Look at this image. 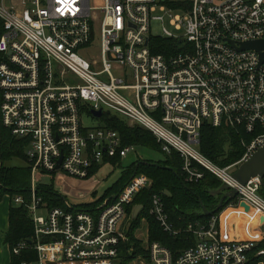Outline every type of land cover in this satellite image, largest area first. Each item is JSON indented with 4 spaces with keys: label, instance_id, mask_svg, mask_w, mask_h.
Masks as SVG:
<instances>
[{
    "label": "built area",
    "instance_id": "obj_1",
    "mask_svg": "<svg viewBox=\"0 0 264 264\" xmlns=\"http://www.w3.org/2000/svg\"><path fill=\"white\" fill-rule=\"evenodd\" d=\"M98 1L100 6L92 0H0V126L29 141L30 201H13L32 221V264H122L124 252L132 251L125 249L126 208L150 186L148 177L134 175L117 196L89 211L67 199L62 208H50L37 193L47 180L61 186L68 179L90 181L92 166L104 157L122 160L133 150L101 122L85 127L83 119H95L91 112L146 129L163 152L179 154L188 181L212 174L237 190V204L264 220V176L243 186L231 176L233 167L264 146V59L236 48L264 40V0ZM165 16L181 31L162 27L161 38L178 40L168 56L153 54L149 45L158 38L152 22L164 25ZM204 123L249 137L242 139L240 161L220 168L195 149ZM149 213L163 232L181 233L159 195L151 197ZM217 223L213 215L188 224L183 232L195 243L175 257L152 242L146 257L127 264H247L252 257L264 264V247L256 249L264 234L259 240H225Z\"/></svg>",
    "mask_w": 264,
    "mask_h": 264
},
{
    "label": "trees",
    "instance_id": "obj_2",
    "mask_svg": "<svg viewBox=\"0 0 264 264\" xmlns=\"http://www.w3.org/2000/svg\"><path fill=\"white\" fill-rule=\"evenodd\" d=\"M170 6L176 8L175 5ZM2 32V22L0 21V37ZM149 45L153 54L168 56L175 53L176 48H178V40L161 37L152 38L149 39ZM101 123L104 124V127L118 134L122 147H145L157 150L165 156L164 161L137 160L132 163L126 170L122 171L119 181L105 191L98 201L100 204L107 198L117 196L133 175H144L152 181L151 187L137 194L135 200L126 208L127 218L130 219L126 234L133 244L132 246H125V249H132V253L129 255L126 254V251L124 252L122 264H127L132 257L137 255L147 256V251L142 247L141 241L134 237V231L141 226L143 221L146 222L148 229V243H160L169 249L175 257L179 252L195 243L192 235L183 232L188 224L207 222L210 216H217L224 206L237 204L235 198L224 203L218 211L212 213L223 195V193L215 196L211 194L221 187L222 182L219 179L205 171L202 179L190 182L182 172V159L179 154L176 151H171L169 154L163 152L161 145L146 129L128 125L125 120L109 114L103 115ZM242 139L246 141L249 137L245 134L237 135L225 126L215 128L204 123L200 130L198 151L208 161L220 168H225L237 163L243 157L245 148L242 145ZM28 144L27 139L16 138L10 134L9 130L0 126V195L9 194L10 199L22 196L27 203L30 201L29 187L21 189V186L30 183V170L24 153ZM11 159L20 160L24 165L5 167V161ZM121 161L119 156L104 157L103 159L105 164H110L113 167L120 166ZM100 166L96 164L92 166L89 173L90 177L95 174ZM37 193L48 207H63L65 198L57 194L53 188H44L43 185H39ZM155 194L161 197L169 222L175 229L181 231L179 235L171 236L163 232L155 219L149 215L150 199ZM260 194L264 199V187ZM199 201L211 213L210 216H205L202 213ZM97 205L95 204L91 208ZM138 205L142 206V210L134 220H131L132 209ZM86 208L89 206L84 207V210H91ZM7 215V231L4 233L3 243L9 250L10 264L34 263L37 260V255L32 245L28 244L31 243L33 237V226L31 219L27 216V209L23 205H12L10 202ZM23 242L27 243L25 248L20 250L17 255L11 253L13 248ZM263 247L264 241L259 243L256 249ZM257 263L258 258L252 257L247 264Z\"/></svg>",
    "mask_w": 264,
    "mask_h": 264
},
{
    "label": "rangeland",
    "instance_id": "obj_3",
    "mask_svg": "<svg viewBox=\"0 0 264 264\" xmlns=\"http://www.w3.org/2000/svg\"><path fill=\"white\" fill-rule=\"evenodd\" d=\"M92 1H93L92 3L94 6H100V3L98 0H92ZM157 14L163 15L164 13L158 12ZM175 14H181V13L175 12ZM168 21H169V18L166 16H165L164 25H162L160 21H153L151 24L152 35L154 37L163 36V32H162L163 26H165L173 34H176V35L181 34V31H178L174 27L170 26ZM94 55H95V52H94ZM100 122H101L100 120L98 122L97 120L90 119V118L83 119V125L87 128L96 127ZM128 125H131V124L128 123ZM131 126H133V124ZM195 149L198 150V146H196ZM25 150L26 149H24V153H25ZM164 159H165V156L159 151L138 146V147H133V150L124 159H122L120 166L113 167L110 164H105L102 160L100 163L96 164V165H101V166L99 169H97V171L91 178V179H95L99 181V184L95 186L92 193H89L88 195L84 197L75 198V197L66 195L65 193L63 195V189H61V185L58 181L52 184L51 181L47 180V181L41 182V185H43L44 188L45 187L53 188L57 192V194L67 199L69 204L72 207H83V206L88 207L89 206V208H91L95 204L96 205L99 204L98 201H100V198L104 194V192L110 189L111 187H113V185L117 181H119L122 171L126 170V168L129 167L132 163L136 162L137 160H140V161L149 160L153 162H158V161H164ZM20 165H24V163L17 159H11L9 161H5L4 163L5 167H13V166H20ZM27 166H28V162H27ZM236 168L237 166L233 167L232 168L233 170H231V172H233ZM151 185H152V181H150V186H148L146 190H148L151 187ZM28 187H30V183H28L25 186L24 185L21 186V189H26ZM10 202L12 205H15L13 198L10 199L9 194L0 195V264H10V257L8 253L9 250L7 249V246L3 243V236H4V233L7 231V216H8L7 214H8V208H9ZM141 210L142 208L139 210V213ZM38 215L45 216V212L39 211ZM27 216L29 218V215ZM217 216H218L217 226L221 230L222 238L225 240H231V241H242V240H247V239L256 240L257 237H255L254 235L248 234L250 232L249 230L250 224L260 227L261 230L264 232L263 218L256 211L247 209L244 204L243 205L241 204L227 205L226 207L224 206L222 210L217 214ZM129 222H130V219L128 217L125 223V227H124L126 233H127V226ZM227 224H228V228H226ZM120 226L121 224H119L118 227ZM147 230L148 229H147L146 222L143 221L141 223V226L136 231H134V237L138 239L139 241H141L142 247L145 248V250H146V246L149 244ZM227 230H228V233H225ZM125 244L126 246L127 245L132 246L133 242L130 241V237H128V241L125 242ZM11 253H13L12 250H11ZM131 253L132 252H130V254ZM140 258H143V256L137 255L135 257H132L130 261L138 262Z\"/></svg>",
    "mask_w": 264,
    "mask_h": 264
},
{
    "label": "water",
    "instance_id": "obj_4",
    "mask_svg": "<svg viewBox=\"0 0 264 264\" xmlns=\"http://www.w3.org/2000/svg\"><path fill=\"white\" fill-rule=\"evenodd\" d=\"M232 46L234 45L232 44ZM236 48L241 51L242 50L255 51L259 53L261 62L264 59V40L241 43L239 47H236ZM91 115L93 118L99 119L101 118L102 113L101 111L91 112ZM61 159L62 157H60V159L58 160L57 169L59 168ZM151 164L154 166L156 165L155 163H151ZM231 176L233 180H235L241 186L245 185L246 182L250 180L251 178H254V177L262 178L264 176V146L257 149L255 152H253L250 155V157L247 160L239 164L237 168L232 172ZM220 193H223V195L220 197L219 202L215 210L212 213L218 211L223 206L224 203L232 201L238 195V192L236 189H231L226 184H222L218 190H216L215 192H212L211 194L215 196ZM199 203L201 205L202 213L205 216H210L211 213L205 209L201 201H199ZM141 208H142L141 205L134 207L132 214H131V220H134L137 217V214L139 213V210Z\"/></svg>",
    "mask_w": 264,
    "mask_h": 264
},
{
    "label": "crops",
    "instance_id": "obj_5",
    "mask_svg": "<svg viewBox=\"0 0 264 264\" xmlns=\"http://www.w3.org/2000/svg\"><path fill=\"white\" fill-rule=\"evenodd\" d=\"M66 182H67V185L61 186V189H63V195L65 193L66 195H69V196H72L75 198L84 197V196L88 195L89 193H92L95 186L99 184V181H97L95 179H91L90 181L82 182V183L68 179V180H66ZM69 184L72 186L70 187ZM246 208L249 209L248 207H246ZM226 228H228V224H227ZM249 230H250V232L248 234L249 235L251 234V235H254L255 237H257L256 240L263 238L262 235L264 234V232L261 230L260 227H257V226L250 224ZM225 233H228V230ZM247 240H252V239H247ZM8 253H9V251H8Z\"/></svg>",
    "mask_w": 264,
    "mask_h": 264
}]
</instances>
